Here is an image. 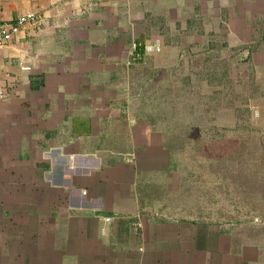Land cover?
Here are the masks:
<instances>
[{
  "label": "crops",
  "instance_id": "crops-1",
  "mask_svg": "<svg viewBox=\"0 0 264 264\" xmlns=\"http://www.w3.org/2000/svg\"><path fill=\"white\" fill-rule=\"evenodd\" d=\"M28 13L0 48V264H264V239L153 206L177 171L140 105L219 41L263 61L264 0H0Z\"/></svg>",
  "mask_w": 264,
  "mask_h": 264
},
{
  "label": "rangeland",
  "instance_id": "rangeland-1",
  "mask_svg": "<svg viewBox=\"0 0 264 264\" xmlns=\"http://www.w3.org/2000/svg\"><path fill=\"white\" fill-rule=\"evenodd\" d=\"M220 43L211 53L194 55L199 69L158 71L156 84L152 79L141 92L140 105L163 132L177 171L166 189L155 191L153 206L221 223L261 243L264 60L257 63V57L263 54Z\"/></svg>",
  "mask_w": 264,
  "mask_h": 264
},
{
  "label": "built area",
  "instance_id": "built-area-1",
  "mask_svg": "<svg viewBox=\"0 0 264 264\" xmlns=\"http://www.w3.org/2000/svg\"><path fill=\"white\" fill-rule=\"evenodd\" d=\"M37 15L34 13H28L22 17H19L14 22H7L0 24V48L10 44L17 35H19L27 25L36 24ZM142 59L141 54L139 53L138 46L133 45L131 48V59L127 63L128 66H131L133 63H136ZM26 71L29 68L25 69ZM6 96L5 90L0 87V104L4 101ZM108 222L111 219H107Z\"/></svg>",
  "mask_w": 264,
  "mask_h": 264
},
{
  "label": "trees",
  "instance_id": "trees-1",
  "mask_svg": "<svg viewBox=\"0 0 264 264\" xmlns=\"http://www.w3.org/2000/svg\"><path fill=\"white\" fill-rule=\"evenodd\" d=\"M244 111L249 112L248 109H245ZM241 124H238V121L236 122V127H239Z\"/></svg>",
  "mask_w": 264,
  "mask_h": 264
}]
</instances>
